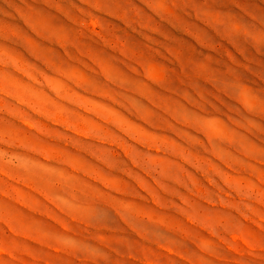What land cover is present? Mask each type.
<instances>
[{
	"label": "rangeland",
	"instance_id": "obj_1",
	"mask_svg": "<svg viewBox=\"0 0 264 264\" xmlns=\"http://www.w3.org/2000/svg\"><path fill=\"white\" fill-rule=\"evenodd\" d=\"M0 264H264V0H0Z\"/></svg>",
	"mask_w": 264,
	"mask_h": 264
}]
</instances>
